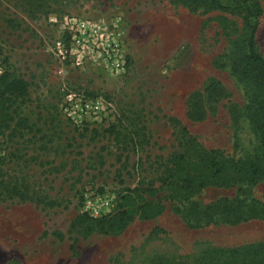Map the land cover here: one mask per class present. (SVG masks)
I'll return each mask as SVG.
<instances>
[{
  "label": "rangeland",
  "instance_id": "rangeland-1",
  "mask_svg": "<svg viewBox=\"0 0 264 264\" xmlns=\"http://www.w3.org/2000/svg\"><path fill=\"white\" fill-rule=\"evenodd\" d=\"M75 21L100 29L76 52ZM242 35L241 17L187 0H0V73L30 83L0 134V264H202L210 247L264 241V179L244 191L210 186L185 202L160 188L172 156L194 154L181 127L220 154L252 149L244 89L228 65ZM112 41L125 61L118 73L101 56ZM212 78L230 94L193 121L188 98ZM135 187L150 188L142 197L163 201L164 212L119 235L73 228L93 217L86 194L113 197L115 209ZM236 198L255 203L257 215L203 221L206 206Z\"/></svg>",
  "mask_w": 264,
  "mask_h": 264
},
{
  "label": "trees",
  "instance_id": "trees-1",
  "mask_svg": "<svg viewBox=\"0 0 264 264\" xmlns=\"http://www.w3.org/2000/svg\"><path fill=\"white\" fill-rule=\"evenodd\" d=\"M187 2L205 10H221L242 18L243 35L230 50L228 65L244 89L245 103L240 111L245 115V121L253 135V147L237 157L220 154L215 149L203 147L181 127L180 134L184 133V140L192 146L194 154L190 155L184 149L174 154L170 159L172 167L167 169V178L162 181L160 188L165 187L168 197L172 200L183 202L190 201L210 186H240V190L244 191V186L257 184L264 179V55L259 51L257 43L259 19L263 13L261 1ZM29 94L28 80L9 69L0 73V134L3 133V128H10V123L14 120L15 103L25 101ZM229 94L222 81L212 78L206 82L203 89L189 96L186 114L193 121L204 120ZM241 114L239 113L238 120L241 119ZM150 190L143 187L128 189L112 212L96 218L87 214L81 215L76 225L74 222L73 228L77 229L88 223L84 227L86 234L97 232L119 235L136 218H155L164 212L165 205L161 200L142 197V193ZM226 202L229 204L224 202L222 207L221 203L206 206L201 211L203 221L212 223L222 219V223L237 224L257 215L258 207L255 203L251 207L250 203H245L240 198ZM155 231L163 232L158 226ZM74 246L73 242L71 248ZM206 254L208 258H205V263L202 264H264V241L234 247H210Z\"/></svg>",
  "mask_w": 264,
  "mask_h": 264
},
{
  "label": "built area",
  "instance_id": "built-area-1",
  "mask_svg": "<svg viewBox=\"0 0 264 264\" xmlns=\"http://www.w3.org/2000/svg\"><path fill=\"white\" fill-rule=\"evenodd\" d=\"M75 32L72 40L75 44V52L79 51L87 37L91 38L98 33L99 26L89 25L86 21H75ZM102 38V37H101ZM101 56L105 57L106 65L112 72H120L124 69L125 61L120 53L119 44L115 41L108 43ZM98 107V105H97ZM84 212L93 217H100L114 210V198L109 195L86 194L83 202Z\"/></svg>",
  "mask_w": 264,
  "mask_h": 264
}]
</instances>
